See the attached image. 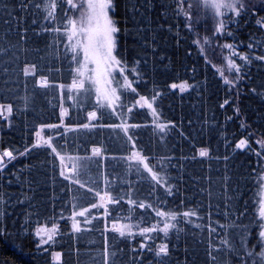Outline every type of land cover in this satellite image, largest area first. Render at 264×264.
<instances>
[{"label": "trees", "instance_id": "trees-1", "mask_svg": "<svg viewBox=\"0 0 264 264\" xmlns=\"http://www.w3.org/2000/svg\"><path fill=\"white\" fill-rule=\"evenodd\" d=\"M244 1L220 34L240 69L232 85L200 47L203 28L183 0H114L121 71L111 110L90 85L70 87L80 70L65 0H0V153L14 157L0 168V264H261L247 251L261 250L264 0ZM33 65L35 75H25ZM165 214L176 217L167 236L141 235ZM126 223L137 229L124 231ZM40 225L56 231L44 245Z\"/></svg>", "mask_w": 264, "mask_h": 264}, {"label": "rangeland", "instance_id": "rangeland-1", "mask_svg": "<svg viewBox=\"0 0 264 264\" xmlns=\"http://www.w3.org/2000/svg\"><path fill=\"white\" fill-rule=\"evenodd\" d=\"M229 2H231V0H187V1L183 0L184 3L183 7L186 9L191 19H193L199 25L200 29L203 28V31L201 33L202 37L199 38V44L203 52L219 69V71L224 76V78L230 81V84L235 85L237 75H236V71L232 67V65L235 64L231 59L228 48L225 47V45L227 44L220 42V40L223 39L220 36V34L224 30L226 16L231 13L237 14V11L240 10L239 9L233 10L227 8L218 9L215 7V5L217 4H224ZM74 3L80 5L81 0H74ZM238 3L244 6L245 1L238 0ZM73 10L74 12H73L72 20L77 21V33L71 39V44L77 45L76 51L79 52L80 55V63H79L80 72H79V77H77V79L71 83L70 87L81 88L79 85L80 82L83 81L84 86L90 85L92 87L96 99L99 101V103L102 106L111 110H116L119 101V87H118L117 78L119 72L121 71V67L119 64H116L115 62L106 61L103 57L96 58V60L99 61V71H97V63L94 62L92 59H89V61L85 64L83 49L80 45L86 43V38H85L86 34L80 30L81 25L79 24V18L81 14L85 12L86 4L78 8H73ZM221 24H223V28L220 32H218L217 30L220 28ZM84 27H87V25H84ZM27 69L31 71L32 67H27ZM123 83L127 86L131 85V83L126 79L123 81ZM137 105L148 106L151 109H154L153 102L144 98L138 99ZM4 112L5 115H9L10 113L9 108L6 107L4 109ZM95 113L96 115H98L97 112ZM62 115H63V119H65V116L67 115V107L65 106L62 107ZM154 116L155 119L158 118L157 115ZM45 142L47 141L44 138L43 131H40L38 133L37 143L44 144ZM260 143L261 146L264 148V141H260ZM97 152H99V149L95 148L94 153ZM138 158L144 159L141 158L140 156H138ZM70 160H71L70 158L62 159L65 174H69L68 172L70 171L69 166L73 165V163H70ZM144 166L146 168H149V165L146 161H144ZM1 167L2 166H0V168ZM101 198L107 199V196L102 195ZM103 201L105 202V200ZM262 207H264V183L262 188L259 211H261ZM164 220L165 223L163 225L153 226L150 227V229L157 230L158 228H160L162 230H165V228H167V230H169L171 228L172 217L168 214L164 216ZM77 227H78L77 222L73 221V228H77ZM122 229L124 231L131 232L136 230L137 227L133 226L132 224L126 223L123 225ZM55 232H56L55 229L51 226L40 225L36 228V234L38 236L40 244L42 245L48 243L50 241L48 237L51 236L52 239L53 236L55 235ZM42 241H47V242L43 243ZM54 257L56 260H59L60 254L56 253Z\"/></svg>", "mask_w": 264, "mask_h": 264}, {"label": "snow or ice", "instance_id": "snow-or-ice-1", "mask_svg": "<svg viewBox=\"0 0 264 264\" xmlns=\"http://www.w3.org/2000/svg\"><path fill=\"white\" fill-rule=\"evenodd\" d=\"M44 0H40V3L42 4ZM66 4L69 5L72 8H78L84 4H86V10L83 12L79 18V24L81 25L80 30L83 31L86 34V43L83 45H80L83 49V55H84V62L85 64L89 61V59H92L94 62L97 63V71H99V61L96 60L97 57H103L108 62H115L116 64H119L120 61L116 60V57L114 55V52L117 47V35L119 33V27L117 25V22L114 20L112 16V12L114 10V0H81V4L78 5L74 3V0H65ZM26 7V6H25ZM37 7L39 8L40 5L37 4ZM216 8H227V9H239L243 10L242 4L238 3V0H231L229 3L224 4H217L215 5ZM43 10V9H41ZM239 11H237V15H239ZM53 14L48 13V16L51 17ZM67 19V17H66ZM258 24H261V26H264V22L257 21ZM84 25H87V27H84ZM71 26V27H69ZM223 28V24H221L220 28L217 30L220 32ZM66 32L68 33V39L71 40L73 36L77 33V21L68 19V25H65ZM53 31H59V29H53ZM251 46V45H250ZM71 50L73 52L72 60L76 61L78 64L80 61L78 60L79 53L76 52L77 45L73 44L70 45ZM228 49H232L233 45H225ZM234 55H238L239 59L244 61H249V58L247 56L239 55L238 53H233ZM257 59H264V57H257ZM234 70L236 72H239L240 69L236 67L235 65H232ZM25 75H35V66H32V70L25 69ZM225 83H230V81L225 80ZM81 88L84 87L83 81L80 82L79 85ZM135 91V89H132ZM10 110V109H9ZM89 116L91 119H96V113L92 112L89 113ZM85 128L89 127V125H84ZM245 141L241 140L239 144L236 145L237 148H241L245 146ZM201 156L207 155L206 152H201ZM4 156L9 157L10 159H13L11 152H5ZM170 193V189H169ZM227 214V213H226ZM83 215V213H81ZM158 215H162V213H158ZM184 216H191L195 215V213H189L185 212L183 214ZM243 215V213H241ZM259 218L260 223L258 224V227L260 228V231L258 232V240L261 245V250L257 253L253 249H249L247 251L248 257L256 256L261 260V264H264V207H262L261 211L259 212ZM172 219H176L175 216L172 217ZM233 227H236L237 225L233 224ZM172 227H175L172 225ZM223 227V225H222ZM79 230V229H77ZM155 229H148L145 228L142 230L141 235L144 233H147L149 231H153ZM165 236H167V228H165ZM212 231H215V229H212ZM39 234V233H38ZM123 235V233H121ZM250 235V230L247 226H243V230L241 232V246H246L248 242V238ZM49 240H51V236L48 237ZM43 243H46L47 241H42ZM223 244L226 245L227 250L232 251L233 246L229 244L227 239L222 241ZM141 247H144V245H141ZM168 249L167 246H163L160 248V251L156 253L157 256H160L161 254L167 255ZM215 259V257H213Z\"/></svg>", "mask_w": 264, "mask_h": 264}, {"label": "water", "instance_id": "water-1", "mask_svg": "<svg viewBox=\"0 0 264 264\" xmlns=\"http://www.w3.org/2000/svg\"><path fill=\"white\" fill-rule=\"evenodd\" d=\"M174 87L176 88L177 85H175ZM1 113L5 115L3 107L1 108ZM5 117H6V115H5ZM6 152H11L12 153V151H10V150H8ZM12 156H13V153H12ZM8 159H10V158L7 157V156H4V153H0V166L4 165Z\"/></svg>", "mask_w": 264, "mask_h": 264}, {"label": "built area", "instance_id": "built-area-1", "mask_svg": "<svg viewBox=\"0 0 264 264\" xmlns=\"http://www.w3.org/2000/svg\"><path fill=\"white\" fill-rule=\"evenodd\" d=\"M73 167H72V165L71 166H69V169H72Z\"/></svg>", "mask_w": 264, "mask_h": 264}]
</instances>
